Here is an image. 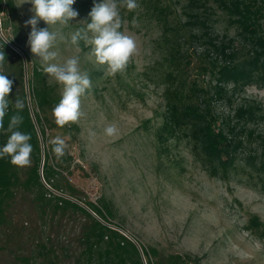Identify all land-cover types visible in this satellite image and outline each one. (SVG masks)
Returning a JSON list of instances; mask_svg holds the SVG:
<instances>
[{"label":"rangeland","instance_id":"obj_1","mask_svg":"<svg viewBox=\"0 0 264 264\" xmlns=\"http://www.w3.org/2000/svg\"><path fill=\"white\" fill-rule=\"evenodd\" d=\"M101 2L76 0L72 7L79 15L63 27L65 40L54 49L59 62L79 56L92 82L82 97L85 116L75 137L46 126L47 141L66 139L72 169L80 166L89 174L75 169L71 184L85 193V201L105 198L111 222L145 248L191 256L199 264H264V78L259 70L252 78L227 77L223 68L231 59L221 54V45L229 52L247 49L248 36L216 0H137L135 11L120 12L121 31L135 36L138 53L124 73L107 76L106 66L89 57V46L70 44L71 34L91 22L89 12ZM13 3V13L6 8L4 34L28 59L26 88L37 67L61 98L62 86L44 73L27 45L31 3ZM134 18L138 27L132 26ZM261 25L264 36V20ZM37 26L47 27L43 21ZM244 53L236 58L243 62ZM176 105L209 111L212 126L230 142L226 167L205 155L190 123H171ZM241 107L252 115L239 119ZM113 122L119 134L107 137L104 128ZM74 229L69 225L62 239ZM50 230L47 221L45 231Z\"/></svg>","mask_w":264,"mask_h":264},{"label":"trees","instance_id":"obj_2","mask_svg":"<svg viewBox=\"0 0 264 264\" xmlns=\"http://www.w3.org/2000/svg\"><path fill=\"white\" fill-rule=\"evenodd\" d=\"M3 1L9 14L13 13V0H0V6ZM216 1L248 36L249 42L247 49L230 52L228 47L221 45V54L231 59L223 68L224 74L252 78V72L259 70L264 78V36L261 33L264 0ZM7 24L5 21V27ZM0 50L6 56L4 73L14 81L8 99L14 103L19 96L25 101L21 112L23 124L19 130L31 134L33 146L29 167L13 166L9 157L0 159V264H199L191 256L164 255L155 248H145L111 222L112 212L105 198L96 203L83 199L85 193L75 188L70 178L77 168L83 177H88V172L80 166L72 169L68 149L63 162L56 161L46 138V126L50 129L57 126L50 116L61 98L46 83L37 67H34L26 88L25 63L28 67V59L25 53L21 55L1 36ZM243 50L242 58L245 55L246 59L242 62L235 54ZM240 65L243 67L239 69ZM15 111L11 105L5 117V128ZM208 114L209 111L194 105L181 108L176 105L171 107L170 121L178 127L190 123L192 135L201 143L205 155L219 160L226 167L230 160V142L221 130L217 132L212 126ZM248 115H252L251 109L241 107L238 110L239 119ZM64 129L71 136L79 132L77 124ZM8 135L0 133V147L6 143ZM47 221L51 223L49 234L45 231ZM69 225L76 229L72 237L66 233L62 239ZM59 257L63 258L62 262L55 260Z\"/></svg>","mask_w":264,"mask_h":264},{"label":"clouds","instance_id":"obj_3","mask_svg":"<svg viewBox=\"0 0 264 264\" xmlns=\"http://www.w3.org/2000/svg\"><path fill=\"white\" fill-rule=\"evenodd\" d=\"M24 2L31 3L33 12V16L25 22L26 26H31L27 45L33 56L40 60L44 73L62 86L61 99L51 110L54 122L60 128L78 124L85 116L82 111V97L91 89L92 82L88 72L81 71L79 56L73 55L59 62V52L54 50L58 42L65 40L63 27H67L69 21L79 15L72 7L76 0H24ZM121 7L132 12L139 5L137 0H102L101 3L94 4L89 12L91 22L74 31L70 37V44L76 49H79L80 42L89 46L91 49L89 57L94 58L95 64L106 66L105 74L112 77L124 73L132 57L138 53L135 36L121 31L124 23ZM39 21H43L47 27H38ZM132 26L138 27L135 18ZM5 63V52L0 50V133L9 134L6 143L0 147V159L9 157L13 166L29 167L33 152L31 134L19 130L23 124L21 112L25 107V101L19 96L14 103L8 99L14 81L4 73ZM11 105H14L16 111L11 115L5 128V117ZM118 134L119 129L114 122L104 128V135L107 137ZM89 135L94 137L96 133L90 131ZM48 143L52 146L56 161L62 163L69 147L66 139L56 135Z\"/></svg>","mask_w":264,"mask_h":264},{"label":"built area","instance_id":"obj_4","mask_svg":"<svg viewBox=\"0 0 264 264\" xmlns=\"http://www.w3.org/2000/svg\"><path fill=\"white\" fill-rule=\"evenodd\" d=\"M9 18V14L7 15L6 13V5H5V1H3V5L0 6V36L4 39V41L6 43H8L10 46L14 45V43H12L13 41H11L9 38L6 37V35L4 34V31L6 29L4 22L7 21V19ZM12 47V46H11Z\"/></svg>","mask_w":264,"mask_h":264},{"label":"water","instance_id":"obj_5","mask_svg":"<svg viewBox=\"0 0 264 264\" xmlns=\"http://www.w3.org/2000/svg\"><path fill=\"white\" fill-rule=\"evenodd\" d=\"M12 46V48L13 49H15L17 52H19L21 55H23V53H22V51L21 50H19V49H17V47L16 46H14V45H11ZM24 62H26V58H25V56H24ZM25 68H26V74H27V63H25ZM28 88V87H27ZM28 100H29V102H30V97L28 98ZM31 104V103H30ZM29 104V105H30ZM31 106V105H30ZM44 160V159H43ZM43 164H44V161H43ZM42 168H43V165H42ZM41 172H42V170H41ZM124 234V233H123ZM124 235H126V236H128V237H130L129 235H127V234H124ZM131 238V237H130ZM133 239V238H132ZM136 240H134L133 239V242H135ZM135 243H137V242H135Z\"/></svg>","mask_w":264,"mask_h":264}]
</instances>
